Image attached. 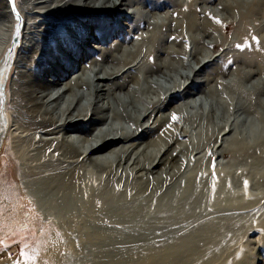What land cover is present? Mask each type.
I'll return each instance as SVG.
<instances>
[{"label":"bare ground","instance_id":"obj_1","mask_svg":"<svg viewBox=\"0 0 264 264\" xmlns=\"http://www.w3.org/2000/svg\"><path fill=\"white\" fill-rule=\"evenodd\" d=\"M17 27L0 156L19 195L0 237L28 235L31 200L49 254L264 264V0H0V65Z\"/></svg>","mask_w":264,"mask_h":264},{"label":"rangeland","instance_id":"obj_2","mask_svg":"<svg viewBox=\"0 0 264 264\" xmlns=\"http://www.w3.org/2000/svg\"><path fill=\"white\" fill-rule=\"evenodd\" d=\"M90 44H92V41H90ZM91 48V47H90ZM220 53L219 48L213 50L214 54ZM194 66H196V64H194ZM201 78V77H199ZM199 98V97H198ZM198 98L196 96V99L198 101ZM221 99V98H220ZM200 100V98H199ZM223 101V100H222ZM221 102V101H220ZM205 103V102H204ZM214 110H215V115L217 117H219V119H221L223 116V111L222 108L219 107V105L214 104ZM209 105H203L202 104V108L196 107L193 108L191 110V114L192 115H197L202 112L203 116H206L209 113ZM234 117H238V121H241L242 123L240 124V126L243 128H245V123L248 120V116L242 112H238L234 115H231V120ZM219 119H217L216 121L219 123ZM246 119V121L243 123V121ZM203 123H205L207 120L205 118H203ZM195 132H192L191 135L192 136H196V134H194ZM198 157V156H197ZM5 156L1 155L0 156V173H6L8 172V167L5 165ZM220 162H225V160L220 159ZM241 186L236 187V191L239 192L240 194L233 198V200L235 201V205L236 207H242V206H247L244 209H240L235 212H233L232 217L234 218V220L238 221V220H244V219H248V190L246 191V193H244L242 191ZM16 211L21 212V215L19 216L21 219V223L18 226V228L14 231L16 233L21 232L20 231V226L21 225H27L29 228H32L31 223H25L26 219L29 218V220L32 218L31 216V211H29L28 209H26V206L23 204H17L15 207ZM27 214V218H25ZM248 221V220H247ZM36 222H39V219L36 220ZM246 222V221H245ZM4 227L3 229H0V232L2 233L4 231ZM20 237H0V264H13L12 260L10 259V257H14L17 256L20 249L16 246V244L19 242ZM35 240V239H34ZM37 241V240H35ZM241 239L238 241H235V244L233 246V248L237 247L240 245L241 243ZM29 243L31 244L32 248H39V262L40 264H149L152 256L151 254H145L144 256H138V255H133L132 257H128L126 255H120L117 253L116 254H107V253H103V254H99V253H88L85 251H81V249H76L73 250L72 252L69 253V255L66 256H60L58 254H54V253H50L47 251V249H44L41 247V244L39 243V245H37L36 243L33 242L32 238H29ZM64 245H68V243H64ZM22 247V245H21ZM241 245L239 246L238 249H240ZM263 257V256H262ZM261 257V258H262ZM260 258V259H261ZM264 258V257H263ZM261 260H259L258 262H256V264H261Z\"/></svg>","mask_w":264,"mask_h":264},{"label":"snow or ice","instance_id":"obj_3","mask_svg":"<svg viewBox=\"0 0 264 264\" xmlns=\"http://www.w3.org/2000/svg\"><path fill=\"white\" fill-rule=\"evenodd\" d=\"M13 2H14V0H13ZM213 19H216V18H213ZM216 22L222 23L218 19H216ZM19 33H20V29H19V27H17V29H16L17 37H19ZM252 40L257 44L259 43L258 37L253 36ZM236 47L238 49H243L246 47V45L237 44ZM247 47H251V45H247ZM9 56H11V50H9ZM171 120L173 122H177L178 117L175 114H173L171 117ZM37 139H39V137H37ZM49 151H52V150L49 149ZM56 155L58 156L59 154L56 153ZM215 166H216V162L213 161L212 169H213V175L214 176H215ZM244 183H245V187L247 188L249 182L245 181ZM5 186H7V188H5ZM9 191L14 192L17 195H19V189L16 186L14 180L9 181L7 179L6 173H0V229H3V227H4V221L6 218V214H8L11 211H14V209L8 208V202L11 198L10 194H8ZM20 198L22 199L23 197L20 196ZM29 204L31 205L30 210L35 211V205L32 204L31 200H29ZM25 218H27V214H26ZM38 219L41 222V227L39 229H36L35 227L29 228L26 224L20 226V231L26 232V233H28V235L27 236L21 235L19 242L16 244V246L20 249V251H19L17 256L10 257L13 264H40L39 259H38L39 248L38 247L32 248L31 244L29 243V237L35 238L37 231H39L41 233L45 232V230L43 228V223L46 220V217L41 215V216H38ZM57 235H59V232H57ZM33 242L36 243L37 245H39V241H35L33 239ZM21 245H22V247H21ZM77 247H79L78 244H77ZM61 255H63V253H61Z\"/></svg>","mask_w":264,"mask_h":264},{"label":"water","instance_id":"obj_4","mask_svg":"<svg viewBox=\"0 0 264 264\" xmlns=\"http://www.w3.org/2000/svg\"><path fill=\"white\" fill-rule=\"evenodd\" d=\"M20 29V27H19ZM20 40V33L19 37L15 33L12 42L10 44V48L6 52L4 62L0 65V145L2 143L3 137L5 135V131L7 128V121L5 117V85L7 82V78L10 72V68L12 65V61L14 59L16 47ZM9 50H11V56H9Z\"/></svg>","mask_w":264,"mask_h":264}]
</instances>
